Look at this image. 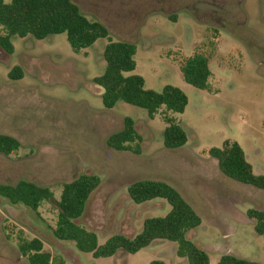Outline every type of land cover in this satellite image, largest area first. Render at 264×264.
Wrapping results in <instances>:
<instances>
[{
    "label": "rangeland",
    "instance_id": "374dc122",
    "mask_svg": "<svg viewBox=\"0 0 264 264\" xmlns=\"http://www.w3.org/2000/svg\"><path fill=\"white\" fill-rule=\"evenodd\" d=\"M89 20L102 23L111 41L135 45L134 74L156 92L170 85L187 97L182 114L160 109L153 119L123 102L101 103L92 82L104 69L107 39L74 53L64 34L42 40L13 37V53L0 49V134L20 147L0 154V184L26 180L48 187L58 199L61 185L80 175H95L99 186L78 220L97 235L98 244L114 234L135 236L146 218L170 209L162 199L134 204L129 184L162 181L173 186L201 218L186 238L204 250L210 264L224 254L264 264V236L253 231L249 209H264V191L224 177L208 155L225 140L236 142L253 173L264 175V0H71ZM194 53L208 58L210 92L187 85L181 61ZM19 67L22 78L8 73ZM184 130L187 141L165 149L163 115ZM130 117L141 137V152H117L107 138ZM54 202L38 214L0 197V264H28L18 240L38 239L50 264H188L170 242L155 243L136 254L118 251L93 258L52 235Z\"/></svg>",
    "mask_w": 264,
    "mask_h": 264
},
{
    "label": "trees",
    "instance_id": "16d2710c",
    "mask_svg": "<svg viewBox=\"0 0 264 264\" xmlns=\"http://www.w3.org/2000/svg\"><path fill=\"white\" fill-rule=\"evenodd\" d=\"M64 34L74 53L91 47L98 39H107L102 52L103 72L92 82L101 89V103L105 109H112L118 102L143 109L147 117L153 119L160 109L164 112L182 114L187 105L186 95L177 87L164 86L156 92L144 87V79L134 74L136 47L126 41H111L109 31L102 23L87 19L71 0H0V49L6 54L13 53V37H32L42 40L51 35ZM183 81L193 88L210 92L211 72L208 58L202 53H194L183 59L179 65ZM8 78L19 80L22 72L13 67ZM166 127L162 132L165 149H178L185 145L187 136L175 119L163 115ZM141 137L134 128L130 117H125L121 130L111 134L106 145L117 152L139 155ZM20 147L10 136L0 134V154L9 156ZM208 155L215 159L220 173L235 182L264 191V175L253 173L241 147L234 141L225 140L220 148L212 147ZM95 175H80L63 183L58 199L44 186L26 180L15 185L0 184V197L10 205H22L38 214L42 203L54 202L56 221L53 237L61 242H70L81 253L93 258H109L118 251L136 254L153 242L165 241L175 245L174 254L188 264H209V256L199 246L186 238V233L198 227L201 218L193 207L171 185L155 180H139L129 184L126 192L134 204H142L154 199L164 200L170 207L160 217L146 218L141 230L133 237L114 234L104 243L98 244L97 235L78 224L86 203L99 186ZM246 217L253 221V231L264 236V209H249ZM18 253L28 264H50L51 256L43 251L38 239H19ZM149 264H165L152 260ZM217 264H259L231 254L222 255Z\"/></svg>",
    "mask_w": 264,
    "mask_h": 264
},
{
    "label": "crops",
    "instance_id": "0c3cea01",
    "mask_svg": "<svg viewBox=\"0 0 264 264\" xmlns=\"http://www.w3.org/2000/svg\"><path fill=\"white\" fill-rule=\"evenodd\" d=\"M162 242H164V241H156V242H153L150 246L154 245L155 243H162ZM150 246H148V247H150ZM209 264H210V259H209Z\"/></svg>",
    "mask_w": 264,
    "mask_h": 264
}]
</instances>
